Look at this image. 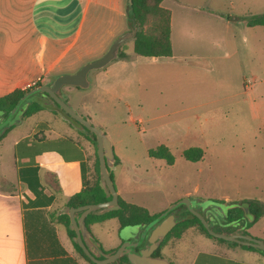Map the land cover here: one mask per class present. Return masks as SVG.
<instances>
[{"label":"rangeland","instance_id":"obj_1","mask_svg":"<svg viewBox=\"0 0 264 264\" xmlns=\"http://www.w3.org/2000/svg\"><path fill=\"white\" fill-rule=\"evenodd\" d=\"M167 1L172 2L176 50L183 32H192L201 25L195 6L208 1L227 14L235 29L236 38L228 36L232 55L207 58L208 66L155 60L136 53L131 38L121 45L126 60L118 56L106 66L92 69L87 88L64 85L61 93L67 103L111 139L118 161L110 171L122 198L142 204L153 213L174 209L177 221L199 212L216 233H244L245 224L253 218L247 200L256 199L264 206V26L253 35L254 28L246 21L253 10L264 12V0ZM106 13L113 18L109 9ZM101 25L106 28V23ZM219 28L215 27L217 35L221 33ZM104 36L101 33L99 37ZM111 44L94 49L64 72H75L84 63L99 58ZM45 97L38 93L31 99L50 103L44 101ZM19 113H15L14 126L2 150H11L14 141L31 134L42 120L51 125L49 136L85 134L60 112L43 109L21 119ZM4 118L1 114L0 121ZM160 143H167L175 154L173 164L149 155V148ZM195 145L204 149V156L196 161L186 159L183 150ZM213 198L226 202L216 203ZM236 204L243 207L244 216L228 221L227 209ZM91 230L106 248L112 249L118 248L122 236L130 232L124 229L121 233L116 218L98 222ZM248 230L255 237L264 235V213ZM218 247L191 227L181 238L163 246L161 256L174 264H187L197 250ZM229 253L245 259L254 255L240 246Z\"/></svg>","mask_w":264,"mask_h":264},{"label":"crops","instance_id":"obj_2","mask_svg":"<svg viewBox=\"0 0 264 264\" xmlns=\"http://www.w3.org/2000/svg\"><path fill=\"white\" fill-rule=\"evenodd\" d=\"M129 3L130 0H0V96L25 89L27 83L39 77L44 83L65 73V69L111 39L107 47L130 29ZM209 3L195 6L201 25L192 32L184 31L176 50L172 2L162 0L161 5L171 11L173 56L153 57L155 60L208 66L207 58L232 55L228 36L236 38L235 29L227 14ZM107 9L113 18L106 16ZM216 26L221 29L220 35ZM261 26L264 25H249L254 28L253 35ZM101 33L105 36L99 37ZM246 85L250 87L252 82ZM50 129L49 121H40L31 134L14 141L11 150H2L10 130L0 140V264H93L75 246L63 216L71 206L70 197L84 186L85 176L90 179L94 175V142L86 134L49 136ZM25 137L28 140L21 141ZM98 222L90 223L89 228ZM94 237L105 251L113 250L95 234ZM260 237L264 239L263 234ZM210 239L218 244V250H197L187 264H264V253L260 251L242 247L254 255L238 258L229 253L238 246Z\"/></svg>","mask_w":264,"mask_h":264},{"label":"trees","instance_id":"obj_3","mask_svg":"<svg viewBox=\"0 0 264 264\" xmlns=\"http://www.w3.org/2000/svg\"><path fill=\"white\" fill-rule=\"evenodd\" d=\"M162 0H130L129 3V18L137 24V32L134 39V51L143 56L159 57V58H170L173 56V48L171 42V11L161 5ZM247 24L250 26L253 25H264V12L254 13L247 17ZM148 25L147 30L144 29L145 25ZM126 51L120 48L119 57H126ZM41 84H46L43 82H38L34 86L29 88L20 89L17 88L10 93L0 96V109L4 110L3 115L4 119H7L12 111L13 107L16 105L17 101L29 90ZM44 93L48 98H43L44 101L50 100V103L40 102L31 99L34 94ZM25 105V108L21 112L22 117H28L32 114L43 110L50 109L56 113H62L65 119L71 124L77 127L80 131L88 135L94 142L97 148V139L95 133L76 119H74L69 113H67L46 91H37L29 95L26 99L23 100L20 107ZM14 114L10 121L3 125L0 128V140L8 133V131L14 126ZM46 124V123H42ZM29 137H25L21 141L28 140ZM149 155L156 158H163L167 161L168 164H173L175 162V154L171 148L165 144L161 143L155 147H151L148 150ZM183 155L188 160H199L204 156V149L201 146H189L183 150ZM118 161V157L115 156V163ZM96 170L97 177L87 178L85 176L84 186L75 193L69 199V204L71 206H79L86 203H97L109 200L112 195L108 193L100 181V164L99 157L96 150ZM110 170V169H109ZM112 176V173L110 171ZM212 201L216 203H225V199L213 198ZM120 207L117 209L109 210L103 213L97 211H91L87 217L86 222L89 225L93 222L103 221L108 218L116 217L120 223L119 230L130 229L140 226L142 229H145L150 225L161 214L163 215L159 220L169 213H173L174 209L163 210L161 212L151 213L148 208L143 205L133 203L125 200L119 196ZM249 211L252 213L253 218L246 225L244 233L250 234L247 230L255 221H257L264 213V206L256 199L247 200ZM226 217L228 221L240 220L244 216V209L240 204H236L227 209ZM64 223L67 227V230L71 236L75 235V230L70 228V216L64 214ZM204 216L201 213H190L183 217L181 220H178L176 225L167 233L159 247L153 252V255L161 256V250L172 239H179L183 236V233L191 227L197 228L201 233L205 234L207 237L216 239L219 242H226L231 246H241L245 249L256 250L264 253L263 249L254 247L253 245L242 244L237 240L226 239L224 237L215 236L208 230V227L205 224ZM158 220V221H159ZM233 232H229L232 234ZM124 236H122V241ZM75 246L83 254V256L93 264H99L93 261L83 250V248L74 241ZM112 264H132L129 260L127 254L122 255L117 260L113 261Z\"/></svg>","mask_w":264,"mask_h":264},{"label":"water","instance_id":"obj_4","mask_svg":"<svg viewBox=\"0 0 264 264\" xmlns=\"http://www.w3.org/2000/svg\"><path fill=\"white\" fill-rule=\"evenodd\" d=\"M130 22V29L116 37L108 50L99 58L84 63L75 72L60 73L56 75L50 83L41 84L29 89L17 101L7 120H9L17 112H20L18 114V118L21 119V112L25 108V105L20 107L23 100L29 95L43 90L46 91L74 119L95 133L100 164V181L105 190L110 193L112 197L109 200L102 202L70 206L67 210L71 220L69 226L75 230V235L73 236L74 241H76L83 248L85 253L93 261L99 264H112L113 261L117 260L122 255L127 254L132 264H174L163 256L153 255V252L159 247L167 233L176 225L177 220L174 213H169L159 220L163 216L161 214L145 229H142L140 226L132 228V231H130L129 234L124 235V240L119 247L111 251H105L101 246V242L95 239L93 232L86 222L87 215L91 211L103 213L120 207L119 192L109 170L115 163V152L112 141L106 131L93 124L84 115L77 112L69 103H67V101H65L61 94V88L64 85H74L87 88L90 85L88 77L89 72L92 69L106 66L113 59L119 56L121 45L127 40L134 38L137 32V24L133 20H130ZM3 113L4 110L0 109V115ZM181 201L187 200L182 199ZM170 209L171 208L167 209V212ZM205 224L208 227V230L215 236L232 240L235 239L242 244L253 245L254 247L264 250V239L262 238L246 233H216L209 228L206 221ZM143 239L144 245L139 248V251L134 250L133 247L137 246Z\"/></svg>","mask_w":264,"mask_h":264},{"label":"flooded vegetation","instance_id":"obj_5","mask_svg":"<svg viewBox=\"0 0 264 264\" xmlns=\"http://www.w3.org/2000/svg\"><path fill=\"white\" fill-rule=\"evenodd\" d=\"M8 119V118H7ZM7 119H3L2 121H0V128L3 126V125H5L6 123H8L9 121H10V119L9 120H7ZM145 239V238H144ZM144 239L137 245V246H135V247H133V249L134 250H136V251H139V248L141 247V246H143L144 245ZM136 241V240H135Z\"/></svg>","mask_w":264,"mask_h":264},{"label":"built area","instance_id":"obj_6","mask_svg":"<svg viewBox=\"0 0 264 264\" xmlns=\"http://www.w3.org/2000/svg\"><path fill=\"white\" fill-rule=\"evenodd\" d=\"M42 81V78L39 77L38 80L34 81V82H30V83H27L26 87L25 88H29L31 86H34L35 84H37L38 82H41Z\"/></svg>","mask_w":264,"mask_h":264}]
</instances>
